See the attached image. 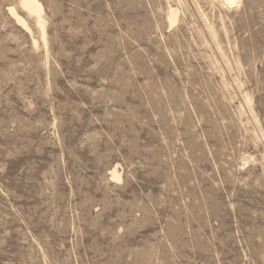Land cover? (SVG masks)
Wrapping results in <instances>:
<instances>
[{
    "label": "rangeland",
    "instance_id": "374dc122",
    "mask_svg": "<svg viewBox=\"0 0 264 264\" xmlns=\"http://www.w3.org/2000/svg\"><path fill=\"white\" fill-rule=\"evenodd\" d=\"M40 2L48 49L0 0V264H264V0Z\"/></svg>",
    "mask_w": 264,
    "mask_h": 264
},
{
    "label": "bare ground",
    "instance_id": "6f19581e",
    "mask_svg": "<svg viewBox=\"0 0 264 264\" xmlns=\"http://www.w3.org/2000/svg\"><path fill=\"white\" fill-rule=\"evenodd\" d=\"M221 3L226 4V6H232V5H237L240 0H219ZM19 5L25 10L27 11V13L31 16L34 17L36 25L39 29V34L41 36V39L44 43V46L47 48L49 41H48V32H47V25H46V21L44 18V7L42 5V3L40 2V0H18ZM182 4V3H181ZM9 11L10 14L16 19V21L18 23H20L22 26H24V28H26L27 30H29L30 32H32L29 24L27 23V21L19 14L17 8L15 6H10L9 7ZM168 21L170 23V25H175L177 23L180 22V8L177 6H173L172 4H169L168 7ZM208 27V26H207ZM211 29V28H210ZM212 30V29H211ZM210 31V30H209ZM214 31V30H213ZM215 32V31H214ZM217 32V31H216ZM210 34V33H209ZM217 35V34H216ZM215 38V37H214ZM204 42V41H203ZM207 44V43H206ZM34 45L37 47L38 46V42L35 40L34 41ZM206 46V45H205ZM219 47V46H218ZM48 49V48H47ZM220 50V49H219ZM241 87V86H240ZM246 96V95H245ZM246 98V97H245ZM249 99V97L247 98ZM248 101V100H247ZM249 104V101L247 102ZM251 105V103H250ZM249 106V105H248ZM250 107V106H249ZM251 110V109H250ZM242 112V111H241ZM261 129V127H260ZM256 131V130H254ZM258 131V130H257ZM262 132V131H261ZM260 132V133H261ZM257 133V132H256ZM259 133V134H260ZM255 134V133H254ZM258 134V133H257ZM256 137H259L256 136ZM261 137V136H260ZM262 138V137H261ZM252 158V157H250ZM246 160V159H245ZM112 178L115 180H121L122 176L120 175L119 171H118V166H114V168L112 169Z\"/></svg>",
    "mask_w": 264,
    "mask_h": 264
}]
</instances>
